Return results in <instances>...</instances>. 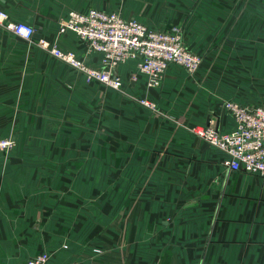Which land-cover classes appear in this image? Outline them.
<instances>
[{
  "label": "crops",
  "instance_id": "obj_1",
  "mask_svg": "<svg viewBox=\"0 0 264 264\" xmlns=\"http://www.w3.org/2000/svg\"><path fill=\"white\" fill-rule=\"evenodd\" d=\"M99 6V0H0L12 20L78 55L83 41L59 33L60 22L70 10H115ZM85 60L100 66L99 53ZM123 64L119 73L136 70L134 61ZM184 73L171 64L165 84L185 83ZM137 77L128 88L143 89L145 76ZM96 86L0 26V136L17 141L7 157L0 155V264H24L40 251L50 253L49 264H264V178L227 171L221 151L164 120L151 138L141 128L135 144L120 149L141 161L109 163L125 177L94 180L85 192L83 174H69L85 169L84 148L50 139L67 136L70 122L79 129V116L70 117L71 89ZM204 93L182 98L191 120L213 118L223 131L232 129L233 118ZM64 234L68 250L60 247Z\"/></svg>",
  "mask_w": 264,
  "mask_h": 264
},
{
  "label": "rangeland",
  "instance_id": "obj_2",
  "mask_svg": "<svg viewBox=\"0 0 264 264\" xmlns=\"http://www.w3.org/2000/svg\"><path fill=\"white\" fill-rule=\"evenodd\" d=\"M99 2V7L119 10L123 15L135 17L156 29L177 28L185 47L198 54L202 61L195 73H184V85L165 84L164 76L156 87H148L145 78L142 90L131 89L128 88V79L135 77L134 80L138 81L137 74L140 73L137 69L125 68L120 73L117 70L123 83L122 90H114L97 82L90 83L98 86L84 87L82 91L71 89L69 112L70 117L76 119L79 116V129H72L71 125L76 124L70 122V129L64 131L67 136H60L58 133L50 140L53 145H76L84 148L85 169L69 171V174H83L86 193L91 191L94 180L126 176L125 170H115L109 163L141 161L140 154L120 151L135 144L132 142L133 136L140 135L141 128L144 134L149 132L150 138L154 129L161 128L163 120L175 128L187 130L186 126L194 122L189 116H195L191 114L193 111L187 104L188 101L186 104L182 103V98L188 91L199 97L205 91L212 98L211 103L220 107L225 99L244 104L264 100V0ZM174 66L181 67L178 64ZM78 76L87 85L84 77ZM210 87V92L205 90ZM76 100L79 106H76ZM144 100L150 104L145 105ZM63 127L65 126L61 125ZM0 138L12 141L11 146L0 149V155L7 157L17 141L12 136ZM112 148H117V152L109 153L115 151ZM93 162L102 164L96 168V163ZM59 236L62 237L60 247L68 250L70 235ZM71 242L75 246V241ZM47 253L50 259V253Z\"/></svg>",
  "mask_w": 264,
  "mask_h": 264
},
{
  "label": "built area",
  "instance_id": "obj_3",
  "mask_svg": "<svg viewBox=\"0 0 264 264\" xmlns=\"http://www.w3.org/2000/svg\"><path fill=\"white\" fill-rule=\"evenodd\" d=\"M0 26L46 50L73 72L82 75L87 83L97 82L114 90H122L117 67L127 61H134L148 87L158 86L171 64H178L185 72L193 74L202 61L198 54L185 47L177 28L156 29L135 17H124L119 10L88 7L67 13L58 32L75 33L84 44L82 55L63 50L55 41L44 37L35 38L33 25L12 20L1 7ZM90 53L100 54L99 67L86 62ZM143 102L150 104L147 100ZM222 108L234 120L232 129L223 131L211 118L203 124L191 123L186 126L187 130L224 154L222 163L227 171H243L264 178V100L244 104L225 99ZM11 144L10 139L0 138V149ZM24 264H49V254L38 252Z\"/></svg>",
  "mask_w": 264,
  "mask_h": 264
},
{
  "label": "water",
  "instance_id": "obj_4",
  "mask_svg": "<svg viewBox=\"0 0 264 264\" xmlns=\"http://www.w3.org/2000/svg\"><path fill=\"white\" fill-rule=\"evenodd\" d=\"M39 35L37 33H34V37H38Z\"/></svg>",
  "mask_w": 264,
  "mask_h": 264
}]
</instances>
